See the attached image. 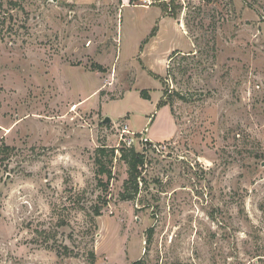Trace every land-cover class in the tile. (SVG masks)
<instances>
[{"label": "rangeland", "instance_id": "obj_1", "mask_svg": "<svg viewBox=\"0 0 264 264\" xmlns=\"http://www.w3.org/2000/svg\"><path fill=\"white\" fill-rule=\"evenodd\" d=\"M135 1L0 0V264H264V0Z\"/></svg>", "mask_w": 264, "mask_h": 264}, {"label": "trees", "instance_id": "obj_2", "mask_svg": "<svg viewBox=\"0 0 264 264\" xmlns=\"http://www.w3.org/2000/svg\"><path fill=\"white\" fill-rule=\"evenodd\" d=\"M154 30L152 31V34L155 32ZM174 52L177 53V51H174ZM95 67L100 69V70L103 69V66L100 64H95ZM143 92H144L143 97L148 99L149 96L146 94L145 91H143ZM116 150H119L121 152V158L126 160V162L129 164V177H128V180L126 181V189L127 190L133 189L134 195H136V194L140 193L141 181L145 180L143 177V170H145V167L147 164L146 155L144 153L137 151V149L135 147L112 148V149H110V154L112 156H114L116 153ZM107 151H108V148L105 146L98 147L96 162L99 166L98 172L100 174H106L108 182H110L111 179L114 177L112 169L106 167V165H104V163H103V158H104V156H106ZM123 196H124V198L130 197V195L127 191H126V193L123 194ZM96 215H101V208L96 207ZM147 233H148L147 241H151L152 236H153V227L149 228L147 230ZM89 255L91 257V262L95 263V261H96L95 252L90 251ZM131 264H145V261H144V259H138V260L132 262Z\"/></svg>", "mask_w": 264, "mask_h": 264}, {"label": "water", "instance_id": "obj_3", "mask_svg": "<svg viewBox=\"0 0 264 264\" xmlns=\"http://www.w3.org/2000/svg\"><path fill=\"white\" fill-rule=\"evenodd\" d=\"M104 122L108 123L111 122V117L106 116L104 118ZM152 123V121H151ZM148 130V127L145 128V133L143 134V138L145 140L147 148H149L151 145L156 146L155 142L148 138L146 131Z\"/></svg>", "mask_w": 264, "mask_h": 264}, {"label": "built area", "instance_id": "obj_4", "mask_svg": "<svg viewBox=\"0 0 264 264\" xmlns=\"http://www.w3.org/2000/svg\"><path fill=\"white\" fill-rule=\"evenodd\" d=\"M154 1L153 0H136L134 2V5H140V6H149L153 3Z\"/></svg>", "mask_w": 264, "mask_h": 264}, {"label": "crops", "instance_id": "obj_5", "mask_svg": "<svg viewBox=\"0 0 264 264\" xmlns=\"http://www.w3.org/2000/svg\"><path fill=\"white\" fill-rule=\"evenodd\" d=\"M154 2L156 1V0H153ZM124 3H122V5H123ZM125 5V4H124Z\"/></svg>", "mask_w": 264, "mask_h": 264}]
</instances>
